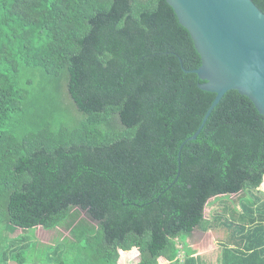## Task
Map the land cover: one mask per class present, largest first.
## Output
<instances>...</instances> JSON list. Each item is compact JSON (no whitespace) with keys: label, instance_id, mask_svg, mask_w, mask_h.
I'll use <instances>...</instances> for the list:
<instances>
[{"label":"trees","instance_id":"1","mask_svg":"<svg viewBox=\"0 0 264 264\" xmlns=\"http://www.w3.org/2000/svg\"><path fill=\"white\" fill-rule=\"evenodd\" d=\"M200 66L167 0H0V264L31 261L36 244L11 235L37 227L70 233L39 251L52 264H209L196 231L222 234L216 264H264L251 100L224 95L176 180L216 97Z\"/></svg>","mask_w":264,"mask_h":264},{"label":"water","instance_id":"2","mask_svg":"<svg viewBox=\"0 0 264 264\" xmlns=\"http://www.w3.org/2000/svg\"><path fill=\"white\" fill-rule=\"evenodd\" d=\"M201 56L191 71L199 88L216 94L196 140L229 91H238L264 116V13L252 0H167ZM183 143L180 152L184 145ZM179 157V176L181 171Z\"/></svg>","mask_w":264,"mask_h":264},{"label":"rangeland","instance_id":"3","mask_svg":"<svg viewBox=\"0 0 264 264\" xmlns=\"http://www.w3.org/2000/svg\"><path fill=\"white\" fill-rule=\"evenodd\" d=\"M68 114H65L62 110L54 113L52 120H54L58 125L61 122H66L67 124L71 121L67 119ZM259 193L264 195V182L259 189ZM238 196L232 195L230 196L231 199L236 201ZM220 207V199L212 198L208 201V205L205 210V218L211 219L213 215ZM20 235H25L29 237L33 243L36 244L34 249V256L31 261L26 264H52L51 262L43 261L42 259L38 258L39 251L43 252L46 250L48 246L55 245L57 239L61 241L67 237H70L69 231L64 228H57L55 230H45L42 227H37L34 230L25 231L22 229H18L11 237H17ZM222 237V234H216L212 231L208 233H203L201 231H196L194 234L187 239L190 247L196 250L197 255L204 257L209 264H216L219 260L221 255V249L216 245L217 238ZM204 242L202 243V241ZM136 254V253H134ZM136 256V255H135ZM127 258L123 260V264L126 263Z\"/></svg>","mask_w":264,"mask_h":264},{"label":"bare ground","instance_id":"4","mask_svg":"<svg viewBox=\"0 0 264 264\" xmlns=\"http://www.w3.org/2000/svg\"><path fill=\"white\" fill-rule=\"evenodd\" d=\"M184 27V26H183ZM185 28V27H184ZM186 29V28H185ZM187 30V29H186ZM192 38V37H191ZM193 40V39H192ZM196 48V47H195ZM197 50V49H196ZM198 52V51H197ZM199 54V53H198ZM200 55V54H199ZM201 57V56H200ZM202 61V60H201ZM200 84V83H199ZM230 92V91H229ZM238 92V91H237ZM210 93V92H209ZM228 93V92H227ZM239 93V92H238ZM212 94H214V93H212ZM240 94V93H239ZM216 95V94H215ZM216 98V97H215ZM203 122V121H202ZM201 125H202V123H201ZM201 125H200V127H201ZM199 127V128H200ZM199 130V129H198ZM197 130V131H198ZM190 139V138H189ZM189 139L188 140H186L185 142H188L189 141ZM184 142V143H185ZM185 146V145H184ZM181 153H182V151L180 152V150H179V156H178V164H179V157H180V159H181ZM180 165H181V162H180ZM180 173H181V171H180ZM180 176H179V168H178V176H177V179L176 180H178V178H179Z\"/></svg>","mask_w":264,"mask_h":264},{"label":"crops","instance_id":"5","mask_svg":"<svg viewBox=\"0 0 264 264\" xmlns=\"http://www.w3.org/2000/svg\"><path fill=\"white\" fill-rule=\"evenodd\" d=\"M204 242V240L202 241V243Z\"/></svg>","mask_w":264,"mask_h":264}]
</instances>
